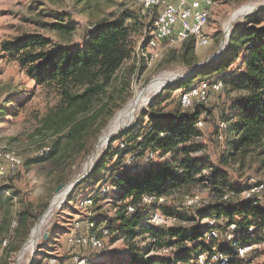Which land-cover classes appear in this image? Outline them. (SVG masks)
<instances>
[{"label": "trees", "instance_id": "16d2710c", "mask_svg": "<svg viewBox=\"0 0 264 264\" xmlns=\"http://www.w3.org/2000/svg\"><path fill=\"white\" fill-rule=\"evenodd\" d=\"M136 6L140 11L126 8L118 15L94 23L82 45L52 47L51 40L39 34H27L1 43L3 54L17 61L34 81V87L45 90L50 96L44 112L35 116L38 126L31 135L48 138L49 141L40 146L47 150L37 153L26 164L52 158L62 160L74 154L77 158L80 153L84 157L111 117L128 101L132 77L138 67L141 70L145 65L142 58H133L135 34L145 31L144 36H148L155 17V14L151 15L145 23L142 14L145 11L142 6ZM195 46V38L190 36L177 49L169 50V56L176 65L190 68L197 62ZM225 49L218 61L195 71L178 88L187 87L191 80L200 76L205 80H221V90L227 95L228 103L222 110L214 135L217 139L225 135L229 139L228 159L241 166L246 162L256 163L259 169H264V6L246 15L244 22L233 25ZM234 61L238 63L231 68ZM164 89L176 88L168 86ZM19 97L16 94L7 96L6 107L0 108V121L7 112L12 119L25 108L28 97ZM161 97L162 94L158 95L150 105L154 111L148 110L136 124L109 139V149L96 160L90 172L89 180L95 178L94 182L99 183L89 193L91 197L106 198L112 190L114 200L118 202L115 214L105 227L114 233V238L121 237L126 241L134 239L139 228L150 232L153 240L148 249H173L176 261L189 262L197 253L221 251L229 256V264H251L248 256L254 250L240 258L225 237L222 242L217 237L208 238L206 226H172L162 230L161 226L145 223L148 212L141 202L142 195L166 196L172 189L197 182L210 181L223 186L226 178L225 172L216 170L208 158L190 156L201 148L198 143L189 142L203 134L196 122L202 118L201 113L207 105L195 103L183 109L179 101V108L167 115L161 111V101L166 99ZM145 117L147 120H143ZM220 122H225V128H220ZM115 139L118 142L112 148ZM149 152L153 157L144 161ZM113 155L117 158L112 162ZM127 156L131 158L129 163ZM204 170H210L209 175L202 174ZM4 182L0 183V255L2 264H11V255L24 244L41 211H36L30 200L19 196ZM101 185H109L110 190L101 193ZM240 190L232 187L225 191ZM222 195L223 192L216 200L199 207L203 208L199 216H211L216 222L222 220L221 224L215 223L221 233H227L230 224L234 223L231 233L238 243L253 244L260 240V232L264 229V208L260 200H234V194L223 200ZM129 206H133V211H128ZM91 220L95 228L101 222ZM197 239L202 241L197 244ZM187 241L191 242L192 248H185ZM129 246L130 255L126 259L131 264H166L169 261L158 256H144L138 246Z\"/></svg>", "mask_w": 264, "mask_h": 264}, {"label": "rangeland", "instance_id": "374dc122", "mask_svg": "<svg viewBox=\"0 0 264 264\" xmlns=\"http://www.w3.org/2000/svg\"><path fill=\"white\" fill-rule=\"evenodd\" d=\"M259 1L262 0H212L209 20L205 26V33L210 39L209 44L206 46H195L196 63L205 60L211 54L217 52L220 46L219 51H221L220 55L222 56L226 50V45L222 47L225 23L230 17L238 15V10L242 5ZM124 9L126 7L120 0H0V108L6 107V98L10 94L19 95V98L28 97L29 99L25 108L22 111H18L15 117L10 119V112H7L0 121V147L14 150L23 158V164L15 171L7 174L6 177L0 178V183L5 181V184L11 185L19 196L33 203L36 211H41L34 224L35 226L44 216L52 198L57 194L55 193V188L63 183L69 184L81 176L78 183L72 188H68L48 221L40 228L32 252L26 253L19 264H38V261L40 262L39 264H72L73 258L76 256L86 258V264H131L126 259L130 255V244L138 246L144 256H158L164 260H169L166 264L190 263V261L174 260L173 249H168L169 251L166 252L162 251V247L158 250H149L153 235L141 228L138 229L136 237L130 241H126L121 237L114 238V233L108 231L106 235L102 236L104 246L102 249H93L69 241L73 235L81 231L84 233L90 231L86 225L87 218L99 219L101 221L97 226V232L100 233V227L104 226L106 228L108 219L115 214L118 207V202H115L112 190L106 195V198L96 196L90 205L82 203L83 198L99 185V183L94 182L95 178L90 181L89 176L96 160L102 157L109 149V141L106 142L103 150L96 156V160L93 162L90 170L89 167L84 170V164L92 154L91 152L94 150L99 138L107 130L117 113L133 100L137 92H144V89L155 77L157 78L158 75L164 72H176L180 75V78L178 77L173 82L163 85L155 94L151 95L149 100L141 102L133 112L130 120L121 129H127L136 124L140 117L148 110L154 111L150 105L156 101L157 96L160 94H162L160 99L166 98L161 101V111L168 115L175 108H179V97L182 90L204 78V76H200L191 80L187 87L178 88L188 78L181 76L182 73L184 74L191 70L196 64L190 68L175 64V61L169 56V50L177 49L179 45L161 42L156 47L151 48L144 44L143 37L145 31L143 34H135L136 47L133 58L137 60L142 58L145 65L141 70L138 67L135 71L132 77V93L130 98L115 112L107 125L101 130L90 152L84 157L80 153L77 158L74 157L76 156L74 154L62 160L52 158L42 161H32L29 164L25 163L27 160H33L40 150V146L44 142L49 141L43 135H34L32 137L31 135L38 126L35 116L36 114L40 116L44 112L49 103L50 96H48L45 90L34 87V81L21 69L17 61L11 60L3 54L1 43L4 40L16 39L27 34H39L45 38H49L52 47L59 45L67 47L82 45L87 31L94 23L104 18L118 15ZM128 9H132L134 12L140 11V8L136 5ZM249 12L252 13L254 11L251 10ZM142 14L144 15L145 23L149 22L148 17L150 16L146 12H142ZM244 14L237 16L229 28V33L236 22H244L246 16ZM52 24L57 25L52 26ZM67 27H71L72 29H65ZM237 63L238 61H234L231 68H234ZM168 86H173L176 89H172L171 91L164 89ZM227 103L228 97L223 90L210 94L209 104L207 107H204V111L201 113V129L203 130V134L189 142L201 145V148L198 151L192 152L190 156H204L213 162L216 170L219 169L225 172L224 185L216 186L207 181L192 183L179 189H172L165 196L164 204L161 206L164 218V223L161 225L162 230L172 226H182L185 228L205 226L206 219L211 218V216L200 217L199 212L203 208L201 210L198 209L199 207L187 205L186 196L197 194L204 200L212 202L218 198V194L233 187L236 189L241 188L239 192H234V200H238L242 198L241 192L250 182L264 183V169H259L256 163L250 165L246 162V164L241 166L230 158L228 159L229 139L226 135L222 139H217L214 135L217 122ZM157 110L159 109L157 108ZM143 120H147V117ZM37 139H41L40 142ZM117 142L118 139L113 140L111 147L114 148ZM116 158L113 155L110 159L113 162ZM224 159H227V162H224ZM209 172L210 170H204L202 174L207 176ZM10 178L12 179L9 180ZM59 180L62 181L57 184ZM258 200H260V204L264 208V191L259 193ZM77 221H80L82 224L81 230H77L74 227ZM216 223L221 224L222 220ZM260 233H262V238L253 243L252 251L254 250V252L248 256V261H252L251 264H264V229ZM217 238L219 242L224 241L223 238L227 240L226 234L221 232L218 233ZM201 241V239L195 240L197 244ZM24 244H22L17 252L11 255L13 256L11 264L17 263L18 254ZM185 244V248H192L191 242L187 241ZM51 258L54 259L53 263H50ZM2 260L3 257L0 255V264H2Z\"/></svg>", "mask_w": 264, "mask_h": 264}, {"label": "built area", "instance_id": "2783aa9c", "mask_svg": "<svg viewBox=\"0 0 264 264\" xmlns=\"http://www.w3.org/2000/svg\"><path fill=\"white\" fill-rule=\"evenodd\" d=\"M126 8L131 6L140 5L143 10L149 15L155 14L153 27L148 36L143 37L144 44L148 47L154 48L161 42H166L172 45H180L188 37L195 38L196 46H206L209 44V36L205 33V26L208 23L209 15L212 8V0H120ZM223 88L221 80H199L195 84L182 90L180 93L179 101L183 109H187L195 103L208 105L210 101V94L218 92ZM197 126H202V120L196 122ZM221 129L225 128V122H220ZM47 150V147H42L38 154H42ZM153 153L149 152L144 161L151 159ZM130 156H127V163L130 162ZM23 161L22 156L14 150L0 147V178L6 177L10 172L15 171L21 166ZM110 190L109 185H101L100 192L105 193ZM264 191V183L250 182L248 186L242 190V198L244 199H259V193ZM234 194L233 191H225L221 199L228 200ZM186 204L189 206L202 207L209 203L199 195L186 196ZM93 201L91 194L83 198L82 203L90 205ZM165 201L164 195H157L155 193H148L142 195L141 202L144 204L148 215L145 223L153 226L160 227L164 223V218L161 212V206ZM128 211H133V206L128 207ZM215 219L213 217L207 218L205 226L209 229L207 234L209 237H217L219 231L215 226ZM87 228L90 230L87 233L79 232L73 235L69 241L82 246H87L93 249H102L103 241L102 236L108 233L104 226L100 227V233L94 226L91 218L86 219ZM75 229L81 230L82 224L80 221L75 223ZM235 228L232 223L229 226V231L226 234L227 240L237 252V256L244 258L249 252L252 251L253 244H241L234 238L231 230ZM162 251H168V248H163ZM54 259H50L53 263ZM192 264H229V256L221 251H214L206 254L204 252L197 253L192 260ZM72 264H86V258L74 257Z\"/></svg>", "mask_w": 264, "mask_h": 264}, {"label": "bare ground", "instance_id": "6f19581e", "mask_svg": "<svg viewBox=\"0 0 264 264\" xmlns=\"http://www.w3.org/2000/svg\"><path fill=\"white\" fill-rule=\"evenodd\" d=\"M262 1L249 2V3L242 5L240 7V9L238 10L237 14L243 15L244 13H248L249 11L255 9V7L257 5L264 3V0H262ZM237 16L230 17V19L224 25V40L222 42V47H225V45L227 43V39H228V35H229L228 32H229V28L231 27L230 21L232 19H236ZM220 48H221V46L219 47V50H220ZM219 50L216 52L215 56H217L221 53V51H219ZM178 77L180 78V75L176 72H164V73L158 75L157 78L155 77V79L152 80L148 84L146 89H144V92H137V94L135 95L133 100H131L123 110H121L119 113H117V115L112 120L109 127L107 128V130L101 135L96 146L94 147V150L91 152L92 154L88 157L87 161L84 164V170L88 169V167L90 170L93 162L96 160V156H98V153L103 150L104 146L106 145V142H108L109 135H111L115 131H119V129L121 130V127H123L125 124H127V122L130 120L133 112L141 104V102H143L145 100H149L151 95L155 94L163 85H166L167 83L173 82L174 80L178 79ZM145 94H146V96H144ZM79 177H81V176H79ZM68 188H71L70 185H67L63 190L58 192L52 198L48 208L46 209L44 216L36 223L34 228H32V231H31L27 241L25 242L20 253L18 254L16 264H19L20 260L24 257V255L26 253L32 252V250L35 246L36 240L38 238L40 228L48 221L53 210L55 209V207L58 206L60 200H62V198L66 194Z\"/></svg>", "mask_w": 264, "mask_h": 264}, {"label": "water", "instance_id": "95a60500", "mask_svg": "<svg viewBox=\"0 0 264 264\" xmlns=\"http://www.w3.org/2000/svg\"><path fill=\"white\" fill-rule=\"evenodd\" d=\"M263 6H264V3H261V4L257 5V6L255 7V9H253V11L258 10L259 8H261V7H263ZM249 13H250V12L246 13L245 15H247V14H249ZM245 15H244V16H245ZM234 21H235V19H232V20L230 21L231 26H232V24H233ZM228 34H229V32H228ZM221 42H222V41H221ZM220 44H221V43H220ZM215 55H216V52L213 53V54H211V55H210L209 57H207L205 60L196 63V64L193 66V68H192L191 70L187 71L186 73L182 74L181 76H184V78H187V77H189L191 74H193L195 71H197L198 69L202 68L203 66H206V65H208V64H212V63L218 61V60L221 58V55H220V54L217 55V56H215ZM121 130H122V129H121ZM121 130L113 132L111 135H109V139H110L112 136L116 135V134H117L118 132H120ZM109 139H108V141H109ZM80 179H81V177H79V178H77V179L71 181L69 184H64V183H63V184H60L59 186H57V187L55 188V193L60 192V191H61L63 188H65L67 185H70V187L72 188L76 183H78V182L80 181Z\"/></svg>", "mask_w": 264, "mask_h": 264}]
</instances>
